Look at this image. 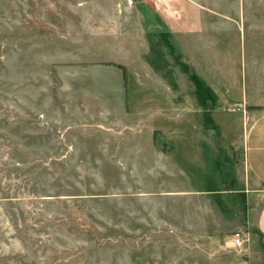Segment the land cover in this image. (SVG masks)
<instances>
[{
	"label": "rangeland",
	"instance_id": "1",
	"mask_svg": "<svg viewBox=\"0 0 264 264\" xmlns=\"http://www.w3.org/2000/svg\"><path fill=\"white\" fill-rule=\"evenodd\" d=\"M127 1L0 0V264L243 256L245 244H230L229 202L198 191L225 188L211 170L223 164L218 142L235 148L240 177L238 147L264 110V0H240L239 12V0ZM193 2L236 21L219 17L209 37L242 31L259 51L225 60L230 44H214L221 52L206 64L187 39L178 45L164 30L173 16L203 48ZM189 134L192 147L181 140ZM203 135L212 149L202 156Z\"/></svg>",
	"mask_w": 264,
	"mask_h": 264
},
{
	"label": "crops",
	"instance_id": "2",
	"mask_svg": "<svg viewBox=\"0 0 264 264\" xmlns=\"http://www.w3.org/2000/svg\"><path fill=\"white\" fill-rule=\"evenodd\" d=\"M217 1L218 0H216V2ZM159 3L160 1L155 3V6H158ZM194 4L198 9L192 6L189 8L194 14H201V28L204 29V32L206 31L205 35L202 37L201 42L199 43V45L203 44V48L201 47L199 49L195 47L197 49L195 50L193 46L196 45V38H191L189 34H186L185 37L179 35V33L177 32L178 28L174 23V16L171 19V28L168 29L167 25L164 24V30L171 32L172 36L173 34L175 35L173 37L176 39L178 45L180 40L187 39L186 44L189 47L187 48V51L189 53L196 52L197 54H199L202 60L206 64H208L212 61L214 52L218 50L216 47H212V45L214 44H230L229 50L227 51L228 57L222 56V58L224 57L225 60L233 58L235 53H239V57L241 56L245 58L246 56H254V52L259 51V48L256 51L251 45H246L247 35H244L242 31L233 35V39L229 38V40H227L226 38H220V35L217 37V39L214 38L215 36L213 38L209 37L208 32L211 31L214 26H217L218 30L222 26L223 23L220 21L222 19H220L219 17L230 19L234 23L236 21L230 18L224 11L219 9L217 4L214 6V13H216L218 17H211L209 14L210 11L206 12L205 9H203L202 5L198 3ZM242 6L243 3H241V1L239 0L237 4L238 12L241 9L240 7ZM153 15L154 17L158 16V14L155 12L153 13ZM242 18L241 14L239 13V20L237 22H241ZM212 23H215L216 25L212 27ZM213 29L217 30L215 28ZM161 34L163 35V33ZM250 36L251 35H249V37ZM250 41L252 43L258 42V37H254V39H250ZM217 52H221V50ZM215 55L217 59V54ZM227 66H229L228 62ZM237 82L240 83V81ZM243 82L245 83L246 81H242L241 83ZM207 88H209L210 92L213 93V90H211L212 88L209 83H207ZM210 137V135H203V139H201L202 143H200L198 146L197 150L199 151V154H202V156L205 153H210L207 150L202 153V150L204 149L203 147H206L208 150L212 149ZM213 137L215 142L220 140L218 138V134H213ZM242 138L243 140L240 143V147H238L242 160L240 177L238 176L237 169L235 167V148L233 149V152L231 151V153H229L227 152V150H225L224 147H219L221 142H218L217 145H215V149L217 151L213 152L217 153L220 156L221 164H223L218 169L213 167L211 168V170L216 174L217 183L223 182V187L225 188H221L223 190H220L217 193H215V191H209L207 188L197 191L201 192V194L203 195L207 194L208 196H211L213 201L220 200L224 203L229 202L231 209L235 213V217L233 216L235 218V223L233 225L235 228H237L236 230L240 231L242 235L245 236V239H247V241H245V246L242 249L243 256L236 258L235 262H233L232 264H264V110L260 111V113H258L251 121L250 126L245 130ZM181 140H184L183 142H186L187 144L189 143L188 147H192L190 143L194 141V136L191 134H189L188 136L185 135L181 138ZM204 140H206V142ZM232 144L234 147V142H232ZM218 151L220 154L218 153ZM221 171H223V173L224 171L225 173H227V177L225 176L226 178L222 179L218 175L221 173ZM216 181L214 179V182ZM214 197H218L219 200ZM230 213H232V211H230Z\"/></svg>",
	"mask_w": 264,
	"mask_h": 264
},
{
	"label": "built area",
	"instance_id": "3",
	"mask_svg": "<svg viewBox=\"0 0 264 264\" xmlns=\"http://www.w3.org/2000/svg\"><path fill=\"white\" fill-rule=\"evenodd\" d=\"M127 4L131 6L133 4L132 0H128ZM231 245L233 248H240L244 244V239L241 237L239 232H235L231 237Z\"/></svg>",
	"mask_w": 264,
	"mask_h": 264
}]
</instances>
